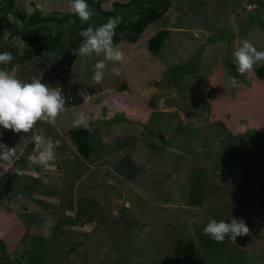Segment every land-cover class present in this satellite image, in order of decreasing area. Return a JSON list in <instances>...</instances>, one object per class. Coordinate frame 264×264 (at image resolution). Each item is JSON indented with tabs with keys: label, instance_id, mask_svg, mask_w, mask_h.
<instances>
[{
	"label": "rangeland",
	"instance_id": "374dc122",
	"mask_svg": "<svg viewBox=\"0 0 264 264\" xmlns=\"http://www.w3.org/2000/svg\"><path fill=\"white\" fill-rule=\"evenodd\" d=\"M30 1L45 12L70 11L68 0H18L15 8L26 11ZM99 1L111 9L128 0ZM169 1L142 32L124 30L125 63L105 60L100 84L92 75L103 56L76 55L68 68L53 54L37 66L7 68L21 81L40 79L62 91L69 76L75 105L33 132L0 137L20 150L6 168L0 161V264H184L173 252L179 238L195 240L196 264H264V79L258 65L240 75L232 55L244 39L264 51V0ZM147 4L119 6L112 17L126 24ZM162 28L169 36L153 55L147 40ZM4 40L18 44L8 32ZM80 114L87 119L78 123ZM77 126L91 131L89 158L68 135ZM40 129L60 146L52 164L36 171L19 144L20 135L34 141ZM111 194L121 200L117 209ZM233 218L250 233L220 243L204 234L211 220Z\"/></svg>",
	"mask_w": 264,
	"mask_h": 264
},
{
	"label": "clouds",
	"instance_id": "9594fccd",
	"mask_svg": "<svg viewBox=\"0 0 264 264\" xmlns=\"http://www.w3.org/2000/svg\"><path fill=\"white\" fill-rule=\"evenodd\" d=\"M39 7V5H37ZM247 7V5H246ZM70 12L79 18L82 23H88L94 15L87 0H70ZM120 16L109 17L107 22L99 26L91 25L82 29L79 35L82 43L75 54L84 57H100L93 66L92 80L100 84L105 79V60L114 64L123 65L125 54L120 50L119 44L114 42L117 26L122 23ZM236 71L245 75L254 71L255 66H264V51L258 50L255 45L244 39L239 47L233 51ZM14 60L11 52H0V65L10 64ZM112 74L119 76L120 67H113ZM237 80L232 78V84ZM66 100L59 87H51L42 83L40 79H33L30 83L21 81L9 72L7 68L0 67V128L11 130L15 133H28L34 129L38 122L53 123L65 110ZM87 117L80 114L78 123ZM34 143L38 150V160L45 166L56 159L55 149L60 146V141H53L45 137L40 129L34 134ZM15 155V148H9L0 143V160H10ZM53 226L52 221L45 222V229ZM205 235L220 243L226 238L236 240L250 233L246 222L240 218L231 221L211 220L203 229Z\"/></svg>",
	"mask_w": 264,
	"mask_h": 264
},
{
	"label": "trees",
	"instance_id": "16d2710c",
	"mask_svg": "<svg viewBox=\"0 0 264 264\" xmlns=\"http://www.w3.org/2000/svg\"><path fill=\"white\" fill-rule=\"evenodd\" d=\"M18 0H0V52H11L14 56V60L7 65H0L3 68H13L14 66H23L27 62L40 65L47 60L50 61V55L61 58V65L71 67L76 59L75 48L82 41V37L79 35L82 29H85L91 25L99 26L107 22L109 17H112L117 11L119 6L128 7L131 4L136 3L138 0H128L125 3L114 1L113 8L105 9L100 6L99 0H87L90 8L93 12L102 15L100 19L95 18V23L89 21L87 24L82 23L78 17L73 15L70 11H58L52 10L45 12V10L37 7V3L30 1L28 6L25 7L26 11L15 8V2ZM70 1V0H68ZM148 4L141 6L136 11L138 17L126 24L123 20L116 28V35L114 42L119 44L122 38L124 30L140 33L145 27L154 22L157 18L161 17L167 9L171 6L169 0H147ZM92 4L95 6L92 8ZM9 14H13V19L10 20ZM93 19V18H92ZM94 20V19H93ZM105 20V21H104ZM264 26V22H261ZM8 32L10 39L16 38L18 44L14 46H6L4 35ZM169 36L167 29H159L154 32L147 40V49L153 55H158L161 51L164 41ZM38 55V56H37ZM36 71V67L32 72ZM31 72V71H30ZM68 72V70L66 71ZM255 74L261 79H264V66L258 65L255 68ZM64 86L66 80L62 77ZM124 86V85H123ZM124 88V87H122ZM90 90L89 92H93ZM65 97L66 104H74L71 102L73 95L67 93L66 89L62 91ZM92 94V93H91ZM76 100V97H74ZM69 104V105H68ZM4 129L0 128V132ZM68 135L76 145V149L83 157H88L92 151L91 145V131L84 126H77L68 130ZM262 209L264 208V202L261 203ZM38 242H42L45 237L41 235ZM5 240L0 239V251H4ZM18 248V247H17ZM175 258L182 260L184 264H196V242L194 239L179 238L177 244L173 249ZM8 256V255H7ZM4 264H8L5 262ZM21 264V263H17Z\"/></svg>",
	"mask_w": 264,
	"mask_h": 264
},
{
	"label": "crops",
	"instance_id": "0c3cea01",
	"mask_svg": "<svg viewBox=\"0 0 264 264\" xmlns=\"http://www.w3.org/2000/svg\"><path fill=\"white\" fill-rule=\"evenodd\" d=\"M73 66V65H72ZM71 66V67H72ZM70 67V68H71ZM68 72H69V70H68ZM68 75V74H67ZM68 81H70V77L68 76L67 77V79H66V85H65V88L64 89H66V91H67V93L68 94H70V95H72V93L71 92H69L68 91V89H67V82ZM92 94H94V93H92ZM70 105H72V104H70ZM75 105V104H74ZM67 108H69V109H71V108H73V106L72 107H67ZM72 110V109H71ZM85 127H88V126H85ZM31 132V131H30ZM32 132H33V130H32ZM29 133V132H28ZM5 135H7L6 134V130H3L2 132H0V137H3V136H5ZM31 138H32V136H31ZM25 141L23 142V139H22V136L20 135V144H19V146H21L22 148H25V151L28 153V155L30 156V161H32L33 162V164L32 165H34V169L37 171V169L39 170L41 167H40V164H42V163H40L39 161H37L36 159H35V157H34V155H35V153H37L38 152V150H36V146H35V143H34V141H28L27 142V139L25 138L24 139ZM31 140V139H30ZM27 142V143H26ZM29 143V144H28ZM28 146L30 147V149L28 148ZM28 149V150H27ZM20 152V150L18 149V152H16L15 153V155L10 159V160H6L5 161V164L4 165H6V164H8V163H11L14 159H17V154ZM69 152V150H65L64 151V153H65V155L67 154ZM26 153V154H27ZM84 158V157H83ZM89 158V157H88ZM1 161V160H0ZM50 164H52V162H50ZM55 165L57 166L56 168H55V170L57 169H59L58 168V163H55ZM86 165H87V168L89 167V165L86 163ZM7 167V165L6 166H4V168H6ZM3 168V170H6V169H4ZM27 171H30V170H25V172L27 173ZM31 172H33V170H31Z\"/></svg>",
	"mask_w": 264,
	"mask_h": 264
},
{
	"label": "water",
	"instance_id": "95a60500",
	"mask_svg": "<svg viewBox=\"0 0 264 264\" xmlns=\"http://www.w3.org/2000/svg\"><path fill=\"white\" fill-rule=\"evenodd\" d=\"M110 200L111 203L113 204V207L115 209L119 208L122 204H121V200L119 199V197L115 196V195H110Z\"/></svg>",
	"mask_w": 264,
	"mask_h": 264
},
{
	"label": "built area",
	"instance_id": "2783aa9c",
	"mask_svg": "<svg viewBox=\"0 0 264 264\" xmlns=\"http://www.w3.org/2000/svg\"><path fill=\"white\" fill-rule=\"evenodd\" d=\"M248 8H250V5H248Z\"/></svg>",
	"mask_w": 264,
	"mask_h": 264
}]
</instances>
